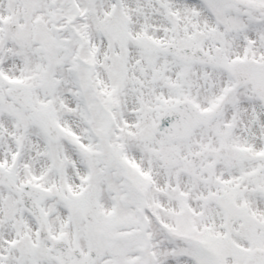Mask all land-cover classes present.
Wrapping results in <instances>:
<instances>
[{
  "label": "snow or ice",
  "instance_id": "1",
  "mask_svg": "<svg viewBox=\"0 0 264 264\" xmlns=\"http://www.w3.org/2000/svg\"><path fill=\"white\" fill-rule=\"evenodd\" d=\"M0 264H264V0H0Z\"/></svg>",
  "mask_w": 264,
  "mask_h": 264
}]
</instances>
